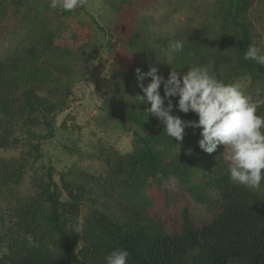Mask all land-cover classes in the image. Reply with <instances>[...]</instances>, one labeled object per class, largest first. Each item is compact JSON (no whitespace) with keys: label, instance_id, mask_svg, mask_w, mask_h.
<instances>
[{"label":"trees","instance_id":"obj_1","mask_svg":"<svg viewBox=\"0 0 264 264\" xmlns=\"http://www.w3.org/2000/svg\"><path fill=\"white\" fill-rule=\"evenodd\" d=\"M103 2L121 12L118 16L125 22L133 16L125 10L132 9L133 0ZM9 3L20 21L26 20L20 10L26 0ZM259 8H264V0H226L214 11L213 24L219 26L218 36L232 57L211 53L192 35L169 62L152 61L154 52L167 49L172 41L143 37L146 22L137 32L129 27L121 37L110 35L108 45L119 44L130 59L110 79L101 111L122 129L139 131L134 150L104 154V177L77 169L66 173L60 178L61 189L49 166L41 177L31 179L33 194L17 196L27 160L42 159L40 142L52 139L57 114L70 107L72 87L90 79L92 63L78 52L55 47L57 30L35 27L30 42L0 62V150L12 143L15 119L22 120L27 137L36 141L21 160L0 159V201L7 204L6 214L0 215L7 250L0 264H107L106 257L116 249L128 251L127 264H264V193L229 178L220 145L211 154L199 147L201 129L186 127L182 141L169 137L163 124L146 112L151 105L138 97L144 94L137 80V69L146 74L155 67L157 75L167 79L171 71L182 75L201 66L224 84L245 76L264 84V66L244 59L258 38L248 15ZM150 82L148 76L142 81L145 87ZM160 93L163 97V84ZM171 99L172 115L185 122L198 117L179 112L178 97ZM37 125L46 128L45 134L31 131ZM62 194L67 201L61 200Z\"/></svg>","mask_w":264,"mask_h":264},{"label":"rangeland","instance_id":"obj_2","mask_svg":"<svg viewBox=\"0 0 264 264\" xmlns=\"http://www.w3.org/2000/svg\"><path fill=\"white\" fill-rule=\"evenodd\" d=\"M103 1L81 0V5L74 11L66 12L50 8V0H26V6L20 10L26 12L27 18L21 22L17 10L11 8L10 0H0V62L17 46L28 44L37 26L57 30L53 43L55 47L78 52L87 61H92L90 79L79 81L72 87L73 101L70 107L57 114L52 139L40 142L42 159L27 160L26 171L15 191L17 196L33 194L35 187L31 185V179L41 177L49 166L54 169L53 181L61 189L60 178L66 173L77 169L94 177H104L107 175L104 154L117 152L124 155L134 150V138L139 131L122 129L101 111L110 79L121 71L123 61L130 59L129 52L123 51L119 44L116 47L108 45L110 35L121 37L120 34L129 31V27L137 32L140 23L146 22L143 37L148 34L156 38L166 36L172 42L179 40L187 43L190 36L195 35L197 41L211 53L232 57L230 49L218 36L219 26L213 24L212 18L216 13L214 11L220 4H226V0H133L132 9L125 7V10L133 13L126 22L118 16L121 12L111 10ZM256 16H259L258 21H255ZM248 17L256 24L258 33L254 47L264 53V8L255 10ZM232 38L233 34L229 32L228 39ZM120 52L124 56H119ZM154 53L152 61L155 62H169L173 57L168 48L158 49ZM224 68L230 72L228 65L225 64ZM233 83L241 85L244 94L257 105V115L264 117V84L248 76L228 78L227 84ZM195 121H198V117ZM12 122V143L0 150V159L19 161L36 141L27 137L22 120ZM62 124L65 128H61ZM31 131L39 136L45 134L46 128L37 125ZM220 147L225 158L227 151L223 145ZM251 189L264 193V180L259 188ZM61 200L67 201L65 194H62ZM6 207L7 204L0 201V215L6 214ZM84 207H87L86 203ZM84 207L82 215L86 213ZM4 234L5 229L0 227V258L7 253Z\"/></svg>","mask_w":264,"mask_h":264},{"label":"clouds","instance_id":"obj_3","mask_svg":"<svg viewBox=\"0 0 264 264\" xmlns=\"http://www.w3.org/2000/svg\"><path fill=\"white\" fill-rule=\"evenodd\" d=\"M81 0H50L49 7L66 12L74 11ZM172 54L183 52V42L169 43ZM245 60L264 66V53L249 46ZM158 69L150 68L142 74L137 69L138 86L143 96L141 102L149 103L147 113L154 115L162 124L166 134L175 141H182L184 129H201L199 147L208 154L223 145L229 162V178L249 188H259L264 180V117L257 115V105L244 94L239 83L224 84L212 75L207 67L193 66L182 75L171 71L168 78L157 75ZM145 76L151 82L145 87ZM163 84L164 95L160 88ZM178 97L179 112L195 113L198 121H182L174 116L171 98ZM167 100V106H165ZM129 253L124 249L113 250L107 257V264H127Z\"/></svg>","mask_w":264,"mask_h":264}]
</instances>
